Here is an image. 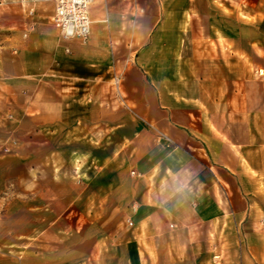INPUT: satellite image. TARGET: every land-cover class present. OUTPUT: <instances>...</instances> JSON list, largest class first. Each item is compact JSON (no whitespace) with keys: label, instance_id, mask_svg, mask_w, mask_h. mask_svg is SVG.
I'll use <instances>...</instances> for the list:
<instances>
[{"label":"crops","instance_id":"1","mask_svg":"<svg viewBox=\"0 0 264 264\" xmlns=\"http://www.w3.org/2000/svg\"><path fill=\"white\" fill-rule=\"evenodd\" d=\"M234 1L94 0L85 42L52 0L0 16V264H264V94L218 42Z\"/></svg>","mask_w":264,"mask_h":264},{"label":"rangeland","instance_id":"2","mask_svg":"<svg viewBox=\"0 0 264 264\" xmlns=\"http://www.w3.org/2000/svg\"><path fill=\"white\" fill-rule=\"evenodd\" d=\"M18 0H0V16L7 15L9 12L17 13L21 9ZM223 17L238 18L240 27L239 39L218 40L222 47L239 46L246 49V54H241V62L246 65L245 70L252 71L253 79L256 81V90L264 94V0H236L233 6H222L220 8ZM233 41V42H232ZM255 48L256 51H248L247 48ZM216 58V56H214ZM13 143H0V158L13 154L11 147ZM8 148V151H5ZM64 175L72 178V167L65 166ZM54 171V170H53ZM47 173L44 168L37 167L32 170V175ZM59 173V171H58ZM103 204V200H97ZM1 210L3 205H0ZM1 218V214H0Z\"/></svg>","mask_w":264,"mask_h":264},{"label":"built area","instance_id":"3","mask_svg":"<svg viewBox=\"0 0 264 264\" xmlns=\"http://www.w3.org/2000/svg\"><path fill=\"white\" fill-rule=\"evenodd\" d=\"M54 10L51 21L62 41L77 39L85 42L90 33V10L94 0H52ZM66 51L68 49L66 48ZM5 148V151H8ZM131 224V222H128ZM218 257V256H215Z\"/></svg>","mask_w":264,"mask_h":264}]
</instances>
